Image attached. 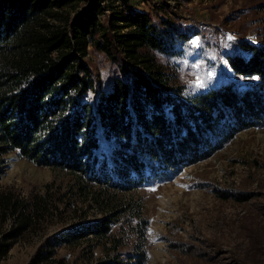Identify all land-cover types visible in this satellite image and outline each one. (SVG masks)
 <instances>
[{"label":"trees","instance_id":"obj_1","mask_svg":"<svg viewBox=\"0 0 264 264\" xmlns=\"http://www.w3.org/2000/svg\"><path fill=\"white\" fill-rule=\"evenodd\" d=\"M97 11L107 12L103 22ZM192 35L154 24L129 0H0V177L4 158L17 153L72 179L59 199L50 188L27 201L0 199L14 222L5 239L51 210L70 209L73 197L99 213L87 220L71 210L80 220L33 264H47L66 245L101 247L103 256L88 264H146L148 221L132 192L211 157L241 131L264 128V29L256 44L241 41L245 53L225 54L245 86L222 81L187 92L156 55L177 57L176 44ZM89 48L121 64L127 79L95 76Z\"/></svg>","mask_w":264,"mask_h":264},{"label":"rangeland","instance_id":"obj_2","mask_svg":"<svg viewBox=\"0 0 264 264\" xmlns=\"http://www.w3.org/2000/svg\"><path fill=\"white\" fill-rule=\"evenodd\" d=\"M129 4L148 14L154 24L168 21L195 35L176 44L177 57L156 55L161 64L173 68L187 92L205 91L222 81L242 87L249 82L231 71L225 54L245 53L239 49L241 41L257 43L264 29V0H129ZM105 14L97 11L96 18L103 22ZM87 62L103 82L120 75L127 79L121 64L92 48ZM3 170L0 199L27 201L45 195L47 188L51 199H59L72 184L69 173L38 166L17 153L4 158ZM132 195L143 205L148 221L146 264H264V128L237 133L211 157L143 185ZM77 199L67 202L70 209L62 205L61 211L51 210L46 219L10 241L5 236L13 230V218L0 207V247L11 244L5 256L0 252V264H33L47 244L75 224L78 218L71 212L75 208L85 214L80 219L99 217ZM90 256L92 262L101 258L102 248L90 253L85 245H66L57 248L47 264L53 260L88 264Z\"/></svg>","mask_w":264,"mask_h":264},{"label":"snow or ice","instance_id":"obj_3","mask_svg":"<svg viewBox=\"0 0 264 264\" xmlns=\"http://www.w3.org/2000/svg\"><path fill=\"white\" fill-rule=\"evenodd\" d=\"M228 39H233V37H228ZM193 43H196V42H193ZM209 75H211V73ZM199 86H202V85H199Z\"/></svg>","mask_w":264,"mask_h":264}]
</instances>
